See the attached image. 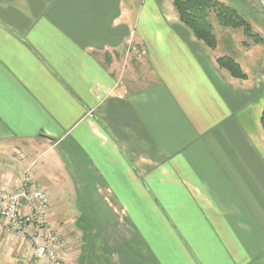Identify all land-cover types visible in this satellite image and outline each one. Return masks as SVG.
Wrapping results in <instances>:
<instances>
[{
	"label": "crops",
	"instance_id": "1",
	"mask_svg": "<svg viewBox=\"0 0 264 264\" xmlns=\"http://www.w3.org/2000/svg\"><path fill=\"white\" fill-rule=\"evenodd\" d=\"M242 81L172 0H0V184L29 170L132 264H264V81ZM28 248L0 228V264Z\"/></svg>",
	"mask_w": 264,
	"mask_h": 264
},
{
	"label": "rangeland",
	"instance_id": "2",
	"mask_svg": "<svg viewBox=\"0 0 264 264\" xmlns=\"http://www.w3.org/2000/svg\"><path fill=\"white\" fill-rule=\"evenodd\" d=\"M219 1L229 4L226 1H221V0ZM236 3L239 6H242L243 9H245V12H247L250 16L249 20L251 19L253 23H258L261 31H263L264 33V0H237ZM210 21L212 25H214L213 29L217 34L219 45L214 50H212L209 47H207L202 41H200L199 39L197 40L203 43L211 52H213L216 55V60L222 56H228V55L232 56L230 55V51L227 52L226 50L228 49L231 50L232 46L235 49L237 45L239 46L242 40L246 39V37L242 33V30H238V29L231 30V29L222 28L217 24L216 18L213 14H211ZM254 29L264 37V34L259 32L255 27ZM225 36L228 42L225 41ZM257 45L261 46V49L263 50L262 53L264 54L263 43L254 44L253 42L250 44V47L243 46L242 50H245L248 53L249 51L253 50L252 47ZM225 46H228L226 50L224 49ZM134 50L135 48H133V51ZM190 50H192L195 53L196 49L190 47ZM233 58L236 60L235 57ZM256 58H260V57H256ZM261 58L262 60L259 61L253 73L251 71L249 72V74L245 72L247 76L246 78L244 79L237 78L235 76H232V74L231 76L239 80H244L242 82L246 84L259 83L261 81H264V57ZM221 69L224 70V68L222 67ZM14 152H15V157L17 155H20V153H18L17 151ZM10 160H11L10 163L12 165L9 164L7 165L8 167H13L14 165H16L17 162L16 159L11 157ZM26 173H28L31 179L33 180V182L36 185H38L35 178L33 177V174L29 170L25 171L22 174L21 178L18 180L22 182L23 176ZM42 189L45 190L43 187ZM45 191L47 192V190ZM47 194L50 198L48 192ZM53 205H55L54 211L50 209L51 206ZM57 209H58V204L50 203L48 205L46 210L47 212L46 223L43 225L45 232L42 231V234H46L47 231H51L54 234H59L61 240L64 243V245L60 246L61 250L59 251L62 264H132L128 260V258H130L131 256L128 257L126 254V250L124 249L126 245L125 244L126 240L123 235L120 234L116 235L113 233L108 234L107 231L110 230L100 226L99 227L101 229L99 227L98 228L95 227L94 224L90 222V219L85 218L86 216H83L81 219L72 218V213L69 212L71 216L68 217L67 219L66 218L63 219L62 217L63 213L59 214L58 213L59 211ZM123 209L125 210V208ZM49 214L51 215L49 216ZM76 214H77L76 212H73V215ZM81 215H85V214L81 213ZM57 224L61 226L59 229L56 228L58 231L51 228V226L55 228ZM87 226L93 228L88 229ZM25 242L27 243V247H29L27 249L28 253L26 254L28 260L29 258H31L30 254L32 252V249L29 240L25 239ZM154 251L156 252V249ZM26 257H24V259ZM37 261L38 259L33 258V264L35 263L37 264ZM38 264H48V262L46 260H40L38 261Z\"/></svg>",
	"mask_w": 264,
	"mask_h": 264
},
{
	"label": "built area",
	"instance_id": "3",
	"mask_svg": "<svg viewBox=\"0 0 264 264\" xmlns=\"http://www.w3.org/2000/svg\"><path fill=\"white\" fill-rule=\"evenodd\" d=\"M49 204L47 192L38 187L28 173L15 189L0 184V228L28 239L32 249L31 258L45 259L48 264H62L59 251L64 243L59 234L51 231L42 234V231L45 232L43 225Z\"/></svg>",
	"mask_w": 264,
	"mask_h": 264
},
{
	"label": "trees",
	"instance_id": "4",
	"mask_svg": "<svg viewBox=\"0 0 264 264\" xmlns=\"http://www.w3.org/2000/svg\"><path fill=\"white\" fill-rule=\"evenodd\" d=\"M180 20L187 26L197 39L214 50L219 45L210 17L213 14L216 22L224 29H238L246 37L241 45L250 47L254 42L263 43L264 37L255 31L253 24L235 7L219 0H172ZM251 41V42H250ZM219 65L232 76L244 79L246 73L232 56H222L217 59ZM261 126L264 131V106L261 115Z\"/></svg>",
	"mask_w": 264,
	"mask_h": 264
}]
</instances>
